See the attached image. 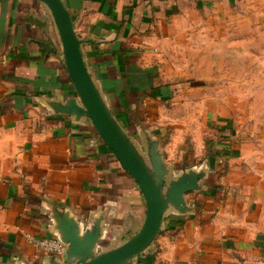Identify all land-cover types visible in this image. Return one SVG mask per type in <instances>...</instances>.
Segmentation results:
<instances>
[{
  "label": "crops",
  "instance_id": "1",
  "mask_svg": "<svg viewBox=\"0 0 264 264\" xmlns=\"http://www.w3.org/2000/svg\"><path fill=\"white\" fill-rule=\"evenodd\" d=\"M156 1L62 0L90 72L139 151L147 157L158 142L170 179L204 174L200 189L185 194L189 210H170L139 260L264 264V130L254 139L225 137L208 149L186 150L180 140L176 152L170 149V136L153 123L152 107L164 104L156 53L146 45L155 39L151 25L165 16L163 0ZM74 98L79 102L48 8L37 0H1L0 264H67L64 254L35 243H63L59 214L75 219L81 234L100 221L98 253L122 245L143 225L146 202L137 182L89 118L67 113Z\"/></svg>",
  "mask_w": 264,
  "mask_h": 264
},
{
  "label": "rangeland",
  "instance_id": "2",
  "mask_svg": "<svg viewBox=\"0 0 264 264\" xmlns=\"http://www.w3.org/2000/svg\"><path fill=\"white\" fill-rule=\"evenodd\" d=\"M162 4L165 16L151 25L155 39L146 45L163 83L153 123L170 136V149L179 140L189 150L257 137L264 130V0Z\"/></svg>",
  "mask_w": 264,
  "mask_h": 264
},
{
  "label": "water",
  "instance_id": "3",
  "mask_svg": "<svg viewBox=\"0 0 264 264\" xmlns=\"http://www.w3.org/2000/svg\"><path fill=\"white\" fill-rule=\"evenodd\" d=\"M37 1L48 8L57 27L64 63L79 98V102L71 99L65 110L79 118L90 119L100 138L135 179L146 202V216L141 229L122 245L100 253L96 249L101 236L100 221L91 231L81 234L75 219L59 214V235L67 245L64 262L132 264L153 247L170 210L179 213L189 210L185 194L200 189L204 174L191 170L177 179H170L171 171L163 162L158 142H151L147 157L139 151L109 108L90 72L82 49L84 41L77 37L72 16L62 0Z\"/></svg>",
  "mask_w": 264,
  "mask_h": 264
},
{
  "label": "built area",
  "instance_id": "4",
  "mask_svg": "<svg viewBox=\"0 0 264 264\" xmlns=\"http://www.w3.org/2000/svg\"><path fill=\"white\" fill-rule=\"evenodd\" d=\"M36 245L48 253H53L57 256H62L65 252V245L55 239H44L41 241H36ZM132 264H145L143 261H135Z\"/></svg>",
  "mask_w": 264,
  "mask_h": 264
}]
</instances>
